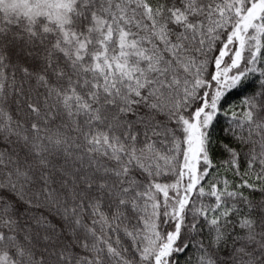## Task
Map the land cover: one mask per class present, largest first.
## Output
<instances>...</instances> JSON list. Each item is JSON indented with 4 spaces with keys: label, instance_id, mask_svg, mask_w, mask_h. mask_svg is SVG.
Masks as SVG:
<instances>
[{
    "label": "snow or ice",
    "instance_id": "obj_1",
    "mask_svg": "<svg viewBox=\"0 0 264 264\" xmlns=\"http://www.w3.org/2000/svg\"><path fill=\"white\" fill-rule=\"evenodd\" d=\"M0 264H264V0H0Z\"/></svg>",
    "mask_w": 264,
    "mask_h": 264
}]
</instances>
